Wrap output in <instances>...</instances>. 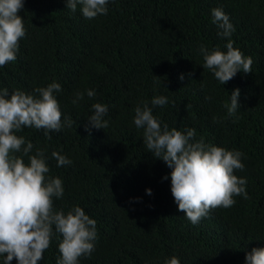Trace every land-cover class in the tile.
<instances>
[{"label": "trees", "instance_id": "trees-1", "mask_svg": "<svg viewBox=\"0 0 264 264\" xmlns=\"http://www.w3.org/2000/svg\"><path fill=\"white\" fill-rule=\"evenodd\" d=\"M23 3L18 15L26 35L17 59L0 67V89L10 98L16 90L38 95L37 88L61 85L55 93L61 130L51 139L34 127L17 135L34 145L29 155L43 149L47 175L63 181L54 209L66 214L80 206L97 222L94 250L79 264H166L173 256L180 264H246L248 252L264 248V0H108L107 14L91 20L82 5L72 12L66 0ZM214 8L228 15L230 37L218 35ZM229 40L252 58V72L238 71L222 85L203 68L199 49L226 52ZM236 89L239 109L229 116L225 104ZM87 90L96 95L89 98ZM78 92L84 97L73 104ZM156 96L168 103L153 107ZM144 102L162 127L193 128L196 141L242 153L244 168L234 174L247 180L248 199L235 196L233 206L192 224L171 192L172 169L153 156L134 125ZM95 103L108 107L104 129L88 120ZM53 151L72 163L58 167ZM61 240L54 229L37 264H57Z\"/></svg>", "mask_w": 264, "mask_h": 264}, {"label": "clouds", "instance_id": "clouds-1", "mask_svg": "<svg viewBox=\"0 0 264 264\" xmlns=\"http://www.w3.org/2000/svg\"><path fill=\"white\" fill-rule=\"evenodd\" d=\"M66 4L72 12L78 4L82 5L81 12L89 20L108 11V0H66ZM23 7V0H0V67L17 59L19 41L26 35L23 19L18 15ZM212 21L221 29L218 35L222 37H230L235 31L228 15L220 8L212 9ZM226 48V52L219 48L209 51L203 45L199 49L204 58L203 68L211 70L222 85L238 71L251 73L253 64L252 58L235 49L231 40ZM183 78L182 75L180 79ZM60 91L61 85L56 82L35 89L38 95L16 90L9 98L8 90L0 89V257L3 264H11L14 258L17 264H37L50 246L54 229L62 236L57 264H79L81 256H90L94 250L97 222L80 206H74L66 214L54 209V198L64 195L63 181L47 175L50 169L44 150L37 149L34 155H29L34 145L17 135L25 127H34L44 129L45 137L51 139L50 133L61 130L62 113L55 96ZM95 95L93 90H87L89 98ZM83 97L78 92L73 104ZM238 97L239 89H236L230 96L231 103L225 104L229 116L239 109ZM167 103L165 96L151 100L153 107ZM92 109L93 114L88 118L91 125L98 129L108 127L104 119L108 107L95 103ZM133 122L137 129H143L147 149L172 169L171 192L178 210L192 224H197L196 227L205 222L200 220L211 210L233 206L236 203L233 197L248 199L247 180L234 174V170L244 168L242 153L205 144L203 138L196 141L193 128L182 132L175 128L169 130L166 124L162 127L147 102L143 107H136ZM65 123L71 127L73 121L67 118ZM21 152L22 155H16ZM25 156L29 160L27 164ZM52 157L58 167L72 163L56 151ZM147 192L151 194L150 189ZM245 261L264 264V248H253ZM166 264H180V260L173 256Z\"/></svg>", "mask_w": 264, "mask_h": 264}]
</instances>
